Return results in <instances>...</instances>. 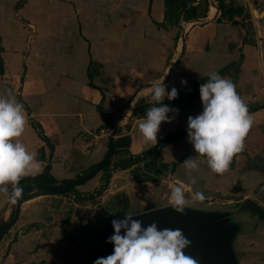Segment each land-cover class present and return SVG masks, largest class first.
<instances>
[{
    "label": "crops",
    "instance_id": "obj_1",
    "mask_svg": "<svg viewBox=\"0 0 264 264\" xmlns=\"http://www.w3.org/2000/svg\"><path fill=\"white\" fill-rule=\"evenodd\" d=\"M100 1L89 0L85 3L89 12L84 16L105 17V8H99ZM112 1L114 2L111 6L118 9L116 13L120 16L121 0ZM144 1L150 6L149 16L160 28L156 31L162 33L165 28L161 24L167 21L165 13L168 7L164 0ZM197 1L187 4L193 8L194 17L188 20L180 17L177 21L184 30L183 56L164 83L169 90L175 86L178 96L171 101L165 97L162 103L178 107L179 112L171 122H161L157 140L144 141L138 130V120L143 118L145 113H135L140 105L148 104L151 107L155 102L151 96L152 87H144L136 95L134 91L144 82H152L163 76H134L132 72L136 70L132 65H138L139 50H147L145 55L149 57L154 51L158 56L163 54V50L167 52L170 35L165 42L154 43L153 40L147 39L142 46L131 48L135 58L132 63L122 61L119 55L121 44L116 40L109 41V47L102 49L92 41L84 42L73 36L66 37V41L57 45L51 44L47 57L26 61V74L21 75L24 76L21 98L29 106L31 118L35 121L28 128L35 135L36 144L34 146L35 142L32 140L33 143H30L25 137H20V140L30 151L33 148L34 151L37 150V157L34 160V168L25 175L39 174L48 166V172L56 183L77 178L102 159L107 150L109 132L114 127L117 129L115 138L127 135L128 139L122 149L110 156L104 170L78 184L74 190L65 194L49 195L58 197L57 200L41 198V202H36L35 199L45 197V194L22 203L16 222L1 238V243L7 246L10 259L26 260L27 256H35L39 262L49 260L61 264H90V253L84 249L96 253V248L105 246V232L113 219L102 209L105 207L102 204L105 193L109 194L108 199L113 194L125 192L130 188L129 194L135 195L134 197L139 195V191H147L149 196V187L154 186L156 190L157 184L165 178H144L147 174L154 176L161 170L169 177L166 180H170L167 184L169 187L182 185L185 194L191 195L193 193L186 190L190 180L183 165V160L190 155L200 161L199 168L191 173L196 177V181L199 177H204L208 183L214 181L213 178L219 175L207 166L205 157L194 152L193 146L186 138L187 133L174 137L164 145L158 143L164 136L187 128V117L202 111L199 85L207 81V74L211 71H218L223 77L234 82L237 93L247 104L249 114L253 118V125L245 137L243 148L235 156L246 164L245 159L250 156L249 153L264 155V29L259 30L255 26H264V0ZM213 3L215 11L211 14ZM93 5L98 7H92ZM63 11L58 10L55 15H76V10ZM132 11V15L139 13L135 9ZM179 11L182 16L181 9ZM90 26H93V30L97 29L99 37L101 31L107 30L105 25L102 30L93 23ZM62 28L66 29L65 26ZM87 29L88 32L89 27ZM119 29L116 25L108 27L113 35L116 32L120 34ZM136 29L137 26L133 28V32H136ZM94 41L100 42V39L95 38ZM95 48L98 49L97 54ZM125 70L130 71L129 76H120ZM0 76L4 74L1 73ZM182 78L187 80L186 85L181 84ZM257 112L260 113L259 116H255ZM120 129L121 132L117 134ZM145 152H148L146 158L136 161V158ZM178 160L180 162L172 167L173 162ZM157 168L159 170L156 171ZM229 170L234 172L229 168L222 173L227 178L231 176ZM105 171H108L110 176L104 185L101 175ZM245 172L230 178L231 181L236 180L245 185L250 182V187L260 181L252 174L257 171ZM201 174L202 176H199ZM8 185L9 183L0 185L1 218L10 197ZM100 185V192L95 191ZM202 192L206 194L204 190ZM90 193L92 196L88 197ZM185 199L190 201L189 198ZM111 205L114 208V204ZM191 206L190 209L194 207ZM59 207L67 209L63 218V232L58 231L56 234L62 238L54 240L55 235L47 238L48 234L45 237L37 236V223L26 227V224L37 220L41 212L42 216L49 220V211L56 215V212L59 213ZM21 222L25 223L22 230L18 233L12 232ZM49 225L41 224L37 230L42 231Z\"/></svg>",
    "mask_w": 264,
    "mask_h": 264
},
{
    "label": "rangeland",
    "instance_id": "obj_2",
    "mask_svg": "<svg viewBox=\"0 0 264 264\" xmlns=\"http://www.w3.org/2000/svg\"><path fill=\"white\" fill-rule=\"evenodd\" d=\"M92 1L95 0H90V2ZM193 1L194 0H191L188 3ZM87 2H89V0H0V74H4V76H0V95H8L10 93L15 96L17 101L23 103L25 115L28 119L25 125L26 129L20 137H25L30 143H33V140L35 142L34 146L36 144V137L28 127L32 123H35V121L31 118L29 106L21 98L22 78L24 77L21 75L26 74V61L31 62L33 59L37 61V57H47L51 44L57 45L61 41H66V37L73 36L84 42L89 43L92 41L96 43V45H100L99 47L103 49L109 47V41L113 42L116 40L119 45L121 44L122 49L119 55L122 61L132 63L135 62V60H133L135 58L132 55L133 50L130 51L131 48L133 49L135 46H142L144 44L143 42H146L147 39L153 40L154 43L159 41L165 42L170 35L167 52L166 50H163V54L160 56L156 55L154 51V54L149 57L145 55L147 50H139L137 59L138 65H132V68H135L136 70V72H132L134 76L164 77L166 74H164V72L167 71L173 60L178 57L179 61L183 56V46L180 37L184 33V30L177 24V21L174 18L173 20H167L165 23L162 22L161 25L165 29L162 33H158L156 30H159L160 28L156 26L157 23H154L149 16L150 6L144 0H121L120 16L116 13L118 9H113L114 7L111 6L114 1L101 0L99 8H105V17H102L103 15L98 17H85L84 14L89 12L85 7V3L87 4ZM195 2L198 1L195 0ZM92 7L96 8L98 6L93 5ZM213 7L214 3L212 8ZM61 9L64 10L63 12H72L73 10H76V15L67 16L64 14L56 16V12ZM133 9L139 11V13L132 15ZM172 9V6L168 7L167 12L169 15H171ZM92 23L98 26L100 30H102V26L105 25L107 29L106 32L101 31V36L99 37L96 33L97 29L93 30V26H90ZM114 25H116L117 28H120V34L116 32V34L113 35V33L108 30L109 26L113 27ZM173 25H175V27ZM63 26L66 27V29L64 28L65 32L62 28ZM136 26V32H133V28ZM184 26L185 25H183V27ZM255 26H257L259 30L264 29V26L258 24ZM88 27L89 31L87 32L86 29ZM167 31H169V33ZM261 34H263L262 31ZM95 38L100 39V42L94 41ZM102 41H104V43H102ZM97 50L98 49L96 48L94 49L96 54L98 52ZM159 51L161 52V50ZM129 74L130 71L128 70L127 72V70H125L120 76H129ZM117 75L119 74L117 73ZM163 77H159V79H162ZM259 115L260 113L257 112L255 116ZM120 132L121 129L117 131V134ZM20 137L16 139L20 140ZM30 143L29 145H31ZM27 150L30 151L29 149ZM30 152H34L35 157H37V150L34 151L33 148ZM249 154L250 156H247L248 158L245 161L246 164L256 156L251 153ZM231 162L233 163V166H229V168H232L234 172L229 170L231 171L229 172L231 175L230 178H235V175H243L247 170H254L257 171V173H252L253 175L255 174V177H253L260 181L255 182L250 187V182L246 183V185L239 184L236 180L231 181L230 178L225 177L223 174H218V177H214L213 180L215 182L210 181L208 183V180L204 177H199L195 184L188 181L187 183L189 184V187H187L186 190L191 193H194L197 190H204L206 194H204L205 199L203 201L193 199V194H185V197L190 199V201H186L185 209H190V206L192 205L191 207H194L190 209L191 211L209 217L211 215L214 216L217 220L222 222L223 225L220 226L222 231H224L223 229L230 231L229 242L225 246L228 252L232 251L233 253V257L231 255L232 258L231 260L229 259V264H264V172L257 168L251 170L247 169L246 164L244 162L242 163L235 155ZM157 170L159 169L157 168L156 171ZM159 171L160 173H156L154 176L147 174V177L144 178V180H160L165 178L162 182L157 184L156 190H154V186L149 187L151 188L149 196H147V191H139V195L134 197L135 195H130V188L125 192L113 194L108 199L107 196H109V194L107 195V193H105L102 202L105 207L102 209H105L104 211L107 214L109 213V217L114 218L122 217L123 214L129 212L132 214L141 212L144 210V205L149 201L155 203L154 205L157 207L169 205L168 200L172 186L170 185L169 187L167 185L170 183V180L169 182L166 181L169 177H167L161 170ZM107 173L109 172L105 171L101 175V182L104 183V185V176ZM26 176L30 175H25L21 178ZM199 176H202V174ZM205 184L207 185L205 186ZM18 186L20 188L24 186V182H22L21 179L18 182ZM101 186L102 185H100L95 191H98ZM8 188L10 189L9 191L11 194L13 185L9 183ZM89 196H92V193H90L88 197ZM41 198H52L57 200L56 198L58 197L46 195L45 197L35 199L36 202H41L39 200ZM123 200L129 205L127 211L121 209V203ZM11 201L12 200L7 199V206L5 205L4 207V210L7 209L9 211L6 214V220H9L13 213L14 208ZM57 203L58 202L56 201L55 204ZM111 204H114V208ZM66 210L67 209L64 207H59V213L56 212V215H53L55 213L49 211V220L45 216H42L43 214L41 212L39 218L30 224H26V227L28 225L34 226L36 223L38 226L41 224H50L49 227H45L42 231L41 229L37 230V226V229L34 228L36 231L35 234L42 237H45V235L48 234L49 236H47V238L55 235L53 238L54 240L60 239L62 237L59 238L56 234L58 231L63 232V218ZM90 215L91 220H93L92 212ZM0 220H2V218ZM24 225L25 223L21 222L18 226L12 229V232H20ZM112 232L113 229H111V233ZM107 243L108 244H105L106 246L102 245L96 248V253H93L90 250L88 251L91 256L89 259L90 261L88 260L90 264H92V261L97 258L98 254H103V256L109 254L108 250L111 246L109 245V242ZM84 251L87 252L86 249H84ZM216 258L225 260L221 255ZM45 262L49 263L50 261L47 260ZM196 262L197 264H215L211 263L209 260H198ZM0 264H40V262L35 256H27L26 260L10 259L6 244H2L0 239Z\"/></svg>",
    "mask_w": 264,
    "mask_h": 264
},
{
    "label": "clouds",
    "instance_id": "obj_3",
    "mask_svg": "<svg viewBox=\"0 0 264 264\" xmlns=\"http://www.w3.org/2000/svg\"><path fill=\"white\" fill-rule=\"evenodd\" d=\"M207 75V81L199 85L202 111L187 117L186 138L194 152L205 157L211 171L222 174L229 168L233 156L242 150L253 118L232 80L218 71ZM164 79L151 82L155 102L138 120V130L145 142L157 140L161 122H171L179 112L178 107L162 103L165 97L171 101L178 96L177 88L172 86L169 90ZM181 84L186 85L187 80L182 78ZM27 119L22 102L10 93L0 95V185H13L9 197L12 201L21 195L19 180L35 166V153L16 139L24 132ZM183 165L190 182L195 184L196 177L191 173L199 168L200 161L190 155L183 160ZM193 199L203 201L205 195L197 190ZM168 203L176 211L184 212L186 199L182 185L171 187ZM133 216L129 212L111 220L114 231L106 242L113 244V251L97 257L92 264H197L184 252L191 241L181 229L159 228L155 221L143 226Z\"/></svg>",
    "mask_w": 264,
    "mask_h": 264
},
{
    "label": "water",
    "instance_id": "obj_4",
    "mask_svg": "<svg viewBox=\"0 0 264 264\" xmlns=\"http://www.w3.org/2000/svg\"><path fill=\"white\" fill-rule=\"evenodd\" d=\"M183 36L184 34H182L180 37L181 44H183ZM177 61L178 57L173 60L172 64L167 69V72L164 76L165 79L169 76ZM149 86H151V82L139 85L134 91V95H136V93L142 88ZM116 130V127H114L108 135L107 150L104 153L102 159L95 163L81 177L70 179L62 183L34 182L21 187V195L14 201H11L14 208L12 216L9 218V220H0V239L4 233L16 222L22 203L39 195H60L67 193L73 187L89 180L100 170H102V168L108 163L110 156L122 149L127 142V135H122L115 138ZM133 215L134 216L132 218L141 220L143 226H147L148 224L155 221L159 228L181 229L184 236L191 241V244L184 249V252L185 254L192 257L194 261L209 260L211 263L215 264H229L228 262L233 257L232 251L228 252V250L225 248L229 242L230 231H226L225 229L222 231L220 229V226L223 225L222 222L217 220V218L212 215L209 217L203 214H197L190 209H184V212H178L172 208L171 205H164L143 210L141 212L134 213ZM107 228L109 229H106L105 240L110 234L113 233H111V229H113L111 223L108 224ZM121 232H123V229ZM106 244L108 243L106 242ZM109 245L111 246V248L108 250V253L110 254L113 251V244L109 242ZM220 255L221 257H224L225 260L216 258ZM102 256L103 254L97 255V257Z\"/></svg>",
    "mask_w": 264,
    "mask_h": 264
},
{
    "label": "trees",
    "instance_id": "obj_5",
    "mask_svg": "<svg viewBox=\"0 0 264 264\" xmlns=\"http://www.w3.org/2000/svg\"><path fill=\"white\" fill-rule=\"evenodd\" d=\"M189 1H191V0H164L165 5L167 7L172 6V8H173L171 15H169L168 12L165 13V19H167V20L172 19L173 20L175 18L176 21H179L180 17H182L183 20H188V19L194 17L193 8L191 6H187ZM179 9H181V11H182V16H181V12L179 11ZM148 108H149L148 104L140 105L137 108V111H135V113H138V114L146 113V110ZM185 133H187L186 128L178 130L174 133H171V134L164 136L162 139H160L158 141V143H159V145H164V144L172 141V139L174 137L184 135ZM147 154H148V152H145L142 156H138L136 158V161H139L143 158H146ZM255 155L256 156L253 159L249 160V162L246 164V168L247 169H251V168L256 169L257 168L258 170H261L264 172V155H261V154H255ZM179 162H180V160H178L177 162H173L172 167L176 166ZM107 165H108V163L103 167V170L107 167ZM229 166L232 167V162ZM109 176H110L109 173H107L105 175V184L107 183ZM79 177H81V176H79ZM21 180H22V182H24V185L34 183V182L56 183V180L48 172V166L45 167V170L43 172H41L39 174H34V175L23 177V178H21ZM73 189H74V187L71 190H73ZM99 192H100V190H99ZM125 200H123L121 203V209H124L127 211L129 205L127 204V202ZM154 204L155 203H152L149 201L144 205L143 209L144 210L151 209L152 207H155ZM88 251L89 250H87V252ZM40 264H56V263L54 261H50L49 263H46L44 260H42L40 262Z\"/></svg>",
    "mask_w": 264,
    "mask_h": 264
},
{
    "label": "bare ground",
    "instance_id": "obj_6",
    "mask_svg": "<svg viewBox=\"0 0 264 264\" xmlns=\"http://www.w3.org/2000/svg\"><path fill=\"white\" fill-rule=\"evenodd\" d=\"M215 11V9L214 8H211V14H212V12H214ZM7 212H9L7 209H5L3 212H2V220H6L7 218H6V214H7Z\"/></svg>",
    "mask_w": 264,
    "mask_h": 264
}]
</instances>
